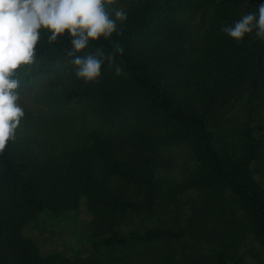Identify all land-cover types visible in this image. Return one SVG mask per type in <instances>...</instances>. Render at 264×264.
Here are the masks:
<instances>
[{
  "label": "trees",
  "instance_id": "trees-1",
  "mask_svg": "<svg viewBox=\"0 0 264 264\" xmlns=\"http://www.w3.org/2000/svg\"><path fill=\"white\" fill-rule=\"evenodd\" d=\"M258 2L128 0L117 30L77 53L123 49L88 82L74 73L69 37L49 44L42 33L34 63L16 70L19 88L26 68L40 75L69 65L60 109L81 119L68 142L50 133L55 122L44 148L43 138H15L0 152V264H238L242 229L233 220L219 233L198 228L227 201L264 250V40L253 31L237 42L221 30ZM198 13L202 33L192 23ZM179 147L196 169L165 187L159 156ZM187 187L203 201L186 230L173 212ZM64 215H82L85 250L44 227L45 216Z\"/></svg>",
  "mask_w": 264,
  "mask_h": 264
},
{
  "label": "clouds",
  "instance_id": "clouds-1",
  "mask_svg": "<svg viewBox=\"0 0 264 264\" xmlns=\"http://www.w3.org/2000/svg\"><path fill=\"white\" fill-rule=\"evenodd\" d=\"M109 2L0 0V152L10 139H15L17 126L25 116V109L19 102L20 77L16 70L34 63L42 33L49 44L60 36L69 37L67 54L72 57L70 63L76 77L85 82L101 75V65L112 59L113 52L123 51L115 45L107 53L97 47L83 55L77 54L87 49L91 42L109 38L117 30V21L127 18V12L121 8L109 13L106 10ZM221 30L237 42L253 31L256 37L264 40V0H259L255 11L244 13Z\"/></svg>",
  "mask_w": 264,
  "mask_h": 264
},
{
  "label": "rangeland",
  "instance_id": "rangeland-1",
  "mask_svg": "<svg viewBox=\"0 0 264 264\" xmlns=\"http://www.w3.org/2000/svg\"><path fill=\"white\" fill-rule=\"evenodd\" d=\"M128 0H116L117 8L124 9ZM193 25L199 33H202L206 19L201 13L193 16ZM69 65H62L57 70L49 74H33V67L26 68L25 73L30 75L29 81L22 88H18L20 93L19 102L25 109V116L17 126L15 138L23 140L27 137L32 139L43 138L40 142L42 148L46 145L49 129L60 124L58 132H50L52 136L61 142H68L77 133V124L81 117L77 118L79 111L75 115H69L64 109L67 100L65 89L70 82ZM78 120V122H77ZM165 157L159 156L162 165L157 170V176L162 180L164 186L177 183H186L191 173L196 169V161L188 152L186 147L175 148L163 153ZM166 158V159H163ZM264 180V179H263ZM182 201L177 211L173 215L179 214L174 220L176 227H184L186 230L195 218V207H199L203 201V193L196 187H187L179 193ZM218 209V208H217ZM216 210V209H214ZM205 211L202 215L203 222L198 224L200 231L213 229L218 231L233 220L241 230V239L237 242V253L235 256L242 255V261L238 264H264V250L259 242L253 238L249 231L245 230V215L241 209L227 201L224 210ZM166 219H171L172 215L167 213L159 206L158 213ZM223 214V215H221ZM219 218V219H218ZM220 218H222L220 220ZM83 217L64 215L62 217L45 216L43 218L44 227L53 230L63 236L64 242L73 249L85 250L87 248V238L83 229ZM185 230V233L188 231ZM218 236V235H217ZM219 237V236H218Z\"/></svg>",
  "mask_w": 264,
  "mask_h": 264
}]
</instances>
